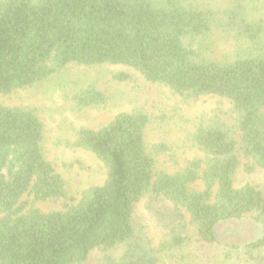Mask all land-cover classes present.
<instances>
[{
	"label": "trees",
	"instance_id": "obj_1",
	"mask_svg": "<svg viewBox=\"0 0 264 264\" xmlns=\"http://www.w3.org/2000/svg\"><path fill=\"white\" fill-rule=\"evenodd\" d=\"M218 41L232 51L214 57ZM70 65L127 67L184 103L216 96L230 108L194 127L187 139L203 156L173 173L157 168L169 147L147 144L143 109L77 130L68 147L93 154L106 180L71 205L37 110L0 104V264H264V186L235 187L238 172L264 171V0H0V96ZM70 102L82 113L108 96L93 83ZM142 201L158 245L136 215ZM246 216L262 236L221 245L218 225Z\"/></svg>",
	"mask_w": 264,
	"mask_h": 264
},
{
	"label": "rangeland",
	"instance_id": "obj_2",
	"mask_svg": "<svg viewBox=\"0 0 264 264\" xmlns=\"http://www.w3.org/2000/svg\"><path fill=\"white\" fill-rule=\"evenodd\" d=\"M233 46L234 43L229 41L215 42L212 54L214 57H221L232 51ZM120 71L131 73L132 81H110L111 75ZM93 83L106 91L107 104L82 113L73 112L71 96ZM0 104L37 110L45 126V155L66 182L71 205L78 203L85 189L103 185L106 180V170L93 154L68 147L74 141L77 130L83 127L98 129L120 113H130L136 108L143 109L153 118L146 132L147 144L151 146L165 143L169 147L167 154L157 158V168L173 173L184 168L194 158L203 156L187 139L194 127L200 121L214 116L218 110L225 111L230 108L228 100L216 96L184 103L168 88L146 82L137 72L127 67L90 68L77 65L68 66L61 74L34 88L0 96ZM246 184L264 186V171L259 170L251 175L238 172L235 176V187ZM64 203H37L35 206L48 212L53 209L62 210ZM136 215L146 226L155 245H158L163 236L144 209V201L137 205ZM262 232L261 224L251 216L222 222L216 228L217 239L221 245L244 246L259 239Z\"/></svg>",
	"mask_w": 264,
	"mask_h": 264
}]
</instances>
